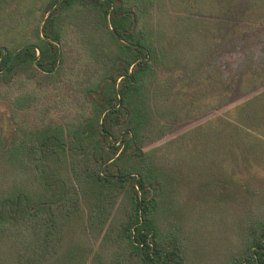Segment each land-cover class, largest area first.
<instances>
[{
  "label": "trees",
  "instance_id": "trees-1",
  "mask_svg": "<svg viewBox=\"0 0 264 264\" xmlns=\"http://www.w3.org/2000/svg\"><path fill=\"white\" fill-rule=\"evenodd\" d=\"M58 1L0 0V104L19 122L6 145L0 115V264H202L210 201L232 203L235 234L204 264H264V107L215 163L180 155L193 130L156 145L204 106L264 93V38L229 75L209 36L184 59L159 44L156 0H63L41 33Z\"/></svg>",
  "mask_w": 264,
  "mask_h": 264
},
{
  "label": "rangeland",
  "instance_id": "rangeland-1",
  "mask_svg": "<svg viewBox=\"0 0 264 264\" xmlns=\"http://www.w3.org/2000/svg\"><path fill=\"white\" fill-rule=\"evenodd\" d=\"M153 13L154 27H159V44L164 49L170 46L177 58L184 59L192 56L197 40L209 36L207 42L216 48V63L220 65V69L224 72L226 65L232 62L229 75L237 74L244 62L239 50L242 46L247 48L243 43H254L264 38V0H189L188 3L185 0H156ZM248 49L250 51H243L246 56L257 51ZM236 88L237 93L248 92L240 85ZM263 89L264 86L261 90ZM255 96L256 99L253 100ZM207 101L206 98L201 104L206 105ZM209 106L211 107H202L187 119L176 123L170 135L156 145L193 130L189 138L195 140L194 143L178 150L180 155H186L198 168L201 163V167L208 162L215 163L225 156L226 149L231 151V146L235 147L242 139L253 140L252 126L246 127V131L240 130L242 123L238 118H242L240 113L246 115L247 112L252 113L254 108H263L264 93L253 92L252 89L244 97L231 99L226 105ZM8 113L6 104H0L4 127L2 135L6 145L12 142L13 136L19 131V122L12 120ZM51 114L57 119L61 118L57 109H52ZM27 120L34 122V116ZM231 165L239 174L241 170H245L244 166H234L232 162L227 164ZM246 172L247 170L245 174ZM209 204L212 207L204 212L206 218L199 225L206 245L201 244L196 250V257L202 264L207 260H213L214 263L222 260L226 251L222 246L227 237L235 234L231 217L232 203L225 206L223 211L218 203L210 201Z\"/></svg>",
  "mask_w": 264,
  "mask_h": 264
},
{
  "label": "water",
  "instance_id": "water-1",
  "mask_svg": "<svg viewBox=\"0 0 264 264\" xmlns=\"http://www.w3.org/2000/svg\"><path fill=\"white\" fill-rule=\"evenodd\" d=\"M63 2V0H59L51 9H49L46 13H45V15H44V17H43V19H42V21H41V25H40V31H41V33L43 32V28H44V25H45V22H46V19L48 18V16L61 4ZM111 27H112V29H113V31L115 32V28L113 27V25L111 24ZM116 33V32H115ZM122 41H124L125 43H127V44H132L131 42H128V41H126V40H123L122 39ZM56 43L59 45V59H58V64H57V67H56V70L59 68V66H60V64H61V59H62V53H63V49H62V45H61V42L59 41V40H56ZM24 47H26V45H24V46H22V47H20L19 49H17V51L15 52V54H14V56H13V58L11 59V61H10V63L13 61V59L15 58V56L24 48ZM1 49H3V55H2V57H1V59H0V64H1V62H2V59H3V56H4V54L7 52V47L6 46H0V50ZM40 50H39V52H38V56H40ZM9 63V64H10ZM6 70V68L4 69V70H2V71H0V74H3L4 73V71ZM102 121H103V118H102Z\"/></svg>",
  "mask_w": 264,
  "mask_h": 264
}]
</instances>
